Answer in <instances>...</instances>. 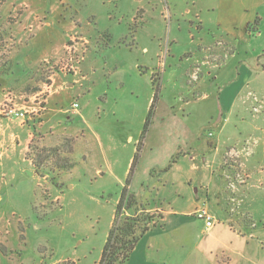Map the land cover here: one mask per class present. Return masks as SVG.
Masks as SVG:
<instances>
[{
  "label": "rangeland",
  "instance_id": "1",
  "mask_svg": "<svg viewBox=\"0 0 264 264\" xmlns=\"http://www.w3.org/2000/svg\"><path fill=\"white\" fill-rule=\"evenodd\" d=\"M215 1L0 0L2 101L35 109L0 116V264H97L133 159L129 188L156 228L196 210L188 236L125 264H264V21L228 43L194 16ZM56 78L64 93L76 82L51 133Z\"/></svg>",
  "mask_w": 264,
  "mask_h": 264
},
{
  "label": "crops",
  "instance_id": "2",
  "mask_svg": "<svg viewBox=\"0 0 264 264\" xmlns=\"http://www.w3.org/2000/svg\"><path fill=\"white\" fill-rule=\"evenodd\" d=\"M205 7L207 10H205L203 13L198 11L194 14V16L200 20V25L203 26V29L207 27L210 30L211 29L216 30L217 32L221 33L220 36H222V38H224L226 42L233 44V41L234 43L239 42V41H245V40H248L250 37L259 35V32H258L259 24H261L264 21V11H263V14H261V10H264V0H216L213 4L209 6L206 5ZM185 13L189 15L191 12L189 10H186ZM255 19H258V25L255 26V28H253L255 32L253 30L247 31L246 28L252 25ZM234 54L235 52H233L230 55L232 56ZM12 61L14 62V64H18L17 57L16 59H12ZM80 78L81 80H83L84 76H81ZM2 79L3 78L0 77V104L2 102V91L4 90V88H6L9 85L8 81L6 82ZM204 79H206V75L203 77V80ZM60 81L61 79H58V78L51 79L52 92H50V95L47 98L46 112L44 114L45 119L40 124L42 126L41 129L43 128L45 129L46 126H48V129L51 130V133L53 130V124L51 123V121L57 118L58 115H61V113H65L67 108L61 107V104L65 101H68L67 98L68 96H70L69 89H72L73 84H75L76 82V81H72L73 83L72 84L71 82L63 83L62 81L64 88L67 89L66 93H64L63 91L64 89ZM62 98H64L63 102L61 100ZM74 102L75 101H73V103ZM71 103L72 102H70L69 106H71ZM221 114H223V112H221ZM71 115H74V111L72 112ZM66 118H67V123L71 124V120H72L71 116L68 115ZM20 127L21 128L26 127L29 129V125L27 126L23 125ZM2 136H3L2 121H0V138ZM10 136L13 137L12 139L13 141H18V134L11 133ZM30 137L31 135L28 132L25 150H27V145L29 143ZM1 156L2 155L0 154V158ZM28 164L30 165V161L28 162ZM33 172L34 171H32V173ZM99 173H100V170H97L96 174L99 175ZM33 176H34V173H33ZM130 190L136 197L137 201L140 202L144 194L143 189L141 188L140 190H136L137 191L136 192V191H133L132 187H130ZM206 195H207L206 198H208V194ZM202 205H206L205 207L207 208V203H205L204 201ZM195 210L189 213H185V212H181L178 210H174V208H169V210L164 212V215L162 217V221L165 223V229L160 230V228L159 229L156 228V229L150 230L147 234H145L138 241L132 253L137 251L138 248L141 245H143V246H146L145 255L147 257L151 258L152 250L154 251V255H156L158 251H160V248L163 245V242L161 241L162 237L167 236L174 231L179 232V230L183 229L182 226L184 225L187 226L188 224L187 221L190 220L189 216L192 213H194ZM211 212L212 211H210V213ZM220 218L222 219V221H227V219L224 220L225 216H221ZM170 221L173 222L174 224H178L176 225L178 227L171 232H169L168 229L166 228ZM184 230L185 229L181 230L180 234L176 235V238L178 239V241H180L179 239H182L189 235L188 230H185V231ZM178 241L176 240V244L178 243Z\"/></svg>",
  "mask_w": 264,
  "mask_h": 264
},
{
  "label": "trees",
  "instance_id": "3",
  "mask_svg": "<svg viewBox=\"0 0 264 264\" xmlns=\"http://www.w3.org/2000/svg\"><path fill=\"white\" fill-rule=\"evenodd\" d=\"M257 25L258 19H255L254 23L248 26L246 30L252 31ZM253 31L255 32V30ZM147 122L148 121L146 120L138 145L141 144L143 139ZM134 161L135 160L133 159L125 186L122 189L115 206L113 226L107 234L101 256L97 264H125L138 241L150 230L156 228V224L153 222L154 218L149 216L145 211L139 209L141 207L139 205V201H137L135 196L129 192V177L132 173ZM172 163L175 164L176 162ZM171 169L172 166L170 164L163 170V174H166Z\"/></svg>",
  "mask_w": 264,
  "mask_h": 264
},
{
  "label": "built area",
  "instance_id": "4",
  "mask_svg": "<svg viewBox=\"0 0 264 264\" xmlns=\"http://www.w3.org/2000/svg\"><path fill=\"white\" fill-rule=\"evenodd\" d=\"M46 88L47 87H45V90ZM45 92L47 91H44L42 93L45 94ZM71 108L73 110L77 109L78 108L77 103H73L71 105ZM34 113H35L34 108L30 109V111H27L26 107L17 105V103L12 98V95L10 94H6V96L4 97L3 101L0 104V116H3L7 119H15L22 123H24V121L28 119L29 116L28 114H34ZM195 219L204 222L205 232L209 231L215 224V219L210 214L209 210H207L204 207L196 211Z\"/></svg>",
  "mask_w": 264,
  "mask_h": 264
}]
</instances>
